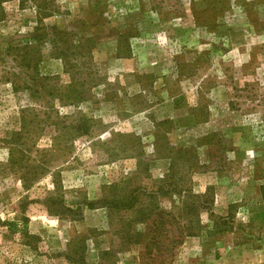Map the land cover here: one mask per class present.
I'll return each mask as SVG.
<instances>
[{
  "label": "rangeland",
  "instance_id": "obj_1",
  "mask_svg": "<svg viewBox=\"0 0 264 264\" xmlns=\"http://www.w3.org/2000/svg\"><path fill=\"white\" fill-rule=\"evenodd\" d=\"M20 1L0 47L37 26ZM37 6L60 48L0 65V264H264V0Z\"/></svg>",
  "mask_w": 264,
  "mask_h": 264
},
{
  "label": "trees",
  "instance_id": "obj_2",
  "mask_svg": "<svg viewBox=\"0 0 264 264\" xmlns=\"http://www.w3.org/2000/svg\"><path fill=\"white\" fill-rule=\"evenodd\" d=\"M23 1V0H21ZM20 1V2H21ZM31 2L33 4H35L36 9L38 10L37 12V26L34 28V32L32 34V36L29 37L28 40L22 42V43H18L14 41L10 42V43H6L4 46L0 47V65L3 66L6 64V60L9 59L12 63H14V65H16V67H18L20 69V71H25V72H29V71H33L35 72L36 68H37V63H38V59L40 58L39 54V50L41 48V46L46 45L47 43L50 44L52 46V48H54L55 50H59V45H58V36L60 35L59 32H57L56 27H52V31L50 34L45 33V29L43 28V23L42 20L46 19V18H50L52 17V11H49L47 13H45V11L47 9L44 7L42 9H40V7L37 6V0H31ZM63 34H61L62 36ZM67 46V44H65ZM62 52V51H61ZM63 55V54H61ZM58 54L57 57L61 56ZM3 78H5L6 82H10L13 85L16 84L17 86V82L13 80L17 79V74H14L12 71H6L4 68V75ZM71 86V85H70ZM72 87V86H71ZM14 89H20L19 87H15ZM29 90L27 89V87L24 88V90ZM72 92V91H71ZM76 91L73 93V95L70 97L72 98L71 102L72 103H78L81 101L80 96L76 95ZM78 94V93H77ZM25 112V111H24ZM45 114V113H44ZM37 120V121H36ZM31 122L32 124L35 123V128L40 127L44 128L48 123L47 119H38L36 117V115L34 117L31 118ZM53 124V128L55 129V133L57 134V136L55 137V140H59L61 137H63V134H65L64 132V127H60V125L58 123H52ZM37 126V127H36ZM76 132L78 130V128L75 129ZM18 136V135H17ZM35 174V173H34ZM175 185L173 186L172 189H167L165 193H168L170 191L175 192L176 194H180L182 193L181 190L176 191L177 189H175ZM160 190L158 189L154 194H159ZM156 197V195H155ZM153 196H150V198H155ZM133 203V202H132ZM151 203V202H150ZM92 204H88V206H91ZM128 207H132L133 205H126ZM146 208L147 207L146 205ZM148 210V209H145ZM150 211L148 213H146V216H144L141 220L140 223L145 222V220H147L148 216L150 215ZM168 214L165 213L164 211H161L159 213V218L164 216H167ZM134 225V224H133ZM162 225V223H161ZM160 225V226H161ZM159 226V227H160ZM8 227L11 230H16V224L15 223H8ZM130 226H127V233L130 231ZM26 227L24 226L22 230H25ZM134 244H138V242L136 240H134L133 242Z\"/></svg>",
  "mask_w": 264,
  "mask_h": 264
}]
</instances>
